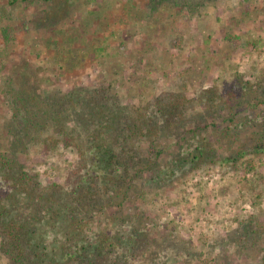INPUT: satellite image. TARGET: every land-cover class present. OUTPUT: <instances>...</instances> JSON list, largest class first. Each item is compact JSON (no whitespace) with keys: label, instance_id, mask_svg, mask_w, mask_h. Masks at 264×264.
<instances>
[{"label":"rangeland","instance_id":"1","mask_svg":"<svg viewBox=\"0 0 264 264\" xmlns=\"http://www.w3.org/2000/svg\"><path fill=\"white\" fill-rule=\"evenodd\" d=\"M247 81L252 88L241 99ZM101 82L112 83L116 94L108 106L130 116L149 110L165 92L182 94L190 99L185 120L180 134L137 141L140 156L158 161L162 171L141 170L134 178L138 169L132 168L113 186L105 175L116 176L114 166L104 167L105 175L94 172L102 190L108 185L112 206L94 210L82 228L49 215L40 224L49 249L63 254L68 236L75 245L97 244L107 235L124 244L118 247L123 264H264V153L234 159L264 124V106L254 101V89L264 88V0H207L195 12L162 0H0V153L15 150L43 185L64 183L81 164V150L83 171L100 170L89 162V131L75 127L71 105L63 107L69 117L62 121L65 129L76 128L69 142L54 123L30 126L27 137L14 112L20 107L26 114L27 103L37 118V100L28 102L25 92L40 99ZM230 86L238 96L208 114L213 89L221 94ZM12 132L23 146L14 145ZM213 149L216 156L207 162L193 159ZM11 187L0 179V200ZM246 227L262 231L255 245L239 239ZM133 231L148 234L136 257ZM6 263L0 252V264Z\"/></svg>","mask_w":264,"mask_h":264},{"label":"trees","instance_id":"2","mask_svg":"<svg viewBox=\"0 0 264 264\" xmlns=\"http://www.w3.org/2000/svg\"><path fill=\"white\" fill-rule=\"evenodd\" d=\"M162 1H170L176 6H188L190 11L195 12L207 0ZM4 37L5 40H9L7 30L4 31ZM246 84L249 87L247 86L244 91H241V99L248 95V89L252 88L249 81ZM111 85L112 83L101 82L93 89L84 85L78 91L72 90L63 95L55 93L42 96L40 99L34 94L25 92V99L28 102L37 100L35 107H38L36 110L38 114L36 118L27 103H24L28 105V108H25L26 114H23L20 107H17L18 111L16 108L14 118H17L21 124L22 132L24 131L27 137H32L33 132L30 131V126H33L34 130H43L54 123L53 128L56 134L69 142L73 138V132L77 126L82 124L89 131L88 136L92 142L90 154L87 155H90L89 162L93 167L101 168L100 170L94 169L92 173L83 171L82 168L86 167L83 162L86 157L80 149L82 162L67 174L64 183L43 185L39 173L29 169L21 162L15 150L0 153V179L11 183L12 186L11 190L5 192V199L0 200V252L7 259L6 264H123L124 259L121 258L120 253L125 248L124 244L111 240L107 235L97 244L92 243L89 239L87 243L79 242L75 245L69 243L71 237L68 236L63 241L67 243L62 245L64 252L59 254L54 252L52 247L49 249L51 243L45 236L46 232L40 229V224L49 215L55 221L61 220L60 224L62 225L70 220V225L74 224L79 226L78 228H82L84 224L88 223L86 217L90 216L94 210L103 212L105 208L112 206V196L107 191L109 190L108 185H106V190H102L99 182L101 176L93 174L95 172L105 175L104 167L106 170L108 167L114 166L115 172H119L113 178L105 175V180L112 186L113 183L118 185L122 181H126L130 176L129 170L132 168L138 169L134 178L142 175L141 170L148 173L162 171L158 161L150 162L149 159L145 160L140 156V152L144 151L140 149L141 146L137 147V141L143 137L154 141L153 138L159 134H180L181 123L185 120V108L190 99L182 94L165 92L152 99L150 103L152 110L149 107V110L141 111L136 116H130L124 111L120 112L121 107L118 111L108 106L110 100L116 99V94L110 93ZM235 88L237 87L230 86L229 89H223L221 94L218 89H213V96L209 97V104L206 105L210 110L208 114L218 111L220 105L224 106V103L237 97ZM254 90L258 92L256 100H254L255 104L257 105L259 102L264 106V88L257 87ZM16 96L17 94L13 98ZM70 105L73 107L72 122L75 123L76 128L65 129L62 121L66 120L69 115H65L67 110H63V107ZM50 108L52 109L49 110ZM125 108L123 107V109ZM230 120L233 126L237 125L234 114L231 115ZM196 121L198 125L201 122L199 118ZM231 124L228 125L230 131L232 130ZM260 127L261 129L255 133L253 139L242 142L234 159L240 160L247 155L264 153V124ZM11 135L14 145H16V141L20 142L21 146L24 145L21 135L15 132H12ZM215 156V149L213 152L212 150H203L193 159L207 162L208 159ZM251 162L252 160L249 161V163ZM114 180L116 181L114 182ZM112 188L116 194L121 193L119 187ZM67 210L69 211L67 212ZM242 222H240L241 225ZM249 224H252L251 219ZM54 225H56L55 222ZM133 232H136L137 236L133 237L129 234V244L130 241L134 243L131 250L135 252L134 256L136 257L140 249L147 245L148 234H142L140 231ZM259 233L261 234L262 231L246 227L243 232H239V239L255 245V240L260 238L258 237ZM120 245L123 247L122 250L118 249ZM126 264L129 263L126 262Z\"/></svg>","mask_w":264,"mask_h":264}]
</instances>
